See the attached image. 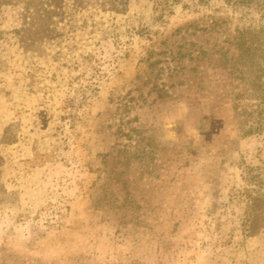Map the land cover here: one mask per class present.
<instances>
[{
	"label": "rangeland",
	"instance_id": "obj_1",
	"mask_svg": "<svg viewBox=\"0 0 264 264\" xmlns=\"http://www.w3.org/2000/svg\"><path fill=\"white\" fill-rule=\"evenodd\" d=\"M260 51L264 0H0V264H264Z\"/></svg>",
	"mask_w": 264,
	"mask_h": 264
},
{
	"label": "trees",
	"instance_id": "obj_2",
	"mask_svg": "<svg viewBox=\"0 0 264 264\" xmlns=\"http://www.w3.org/2000/svg\"><path fill=\"white\" fill-rule=\"evenodd\" d=\"M109 8L116 12H123L126 9V6L128 4V0H105ZM176 1V0H172ZM202 1V0H199ZM256 0H227V2H230L234 5H240V4H246L252 3ZM59 5V4H58ZM58 7V6H57ZM264 55L263 51H260V57ZM262 81V77H260V84ZM263 91L260 90V93ZM258 107L255 108L257 110ZM264 110V95L260 94V129L263 124V118H262V111ZM252 113V111H250ZM256 112V111H254ZM256 128H250L249 131H246L245 134H250L252 131H255ZM253 182V181H252ZM253 190L250 191V194L248 195V201H247V211H246V219H245V227L246 232L248 235H254L256 232L259 231L262 227H264V182L262 181H254L253 184Z\"/></svg>",
	"mask_w": 264,
	"mask_h": 264
}]
</instances>
